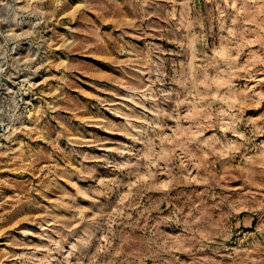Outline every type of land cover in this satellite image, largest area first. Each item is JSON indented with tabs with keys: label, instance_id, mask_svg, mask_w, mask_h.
Returning <instances> with one entry per match:
<instances>
[{
	"label": "rangeland",
	"instance_id": "1",
	"mask_svg": "<svg viewBox=\"0 0 264 264\" xmlns=\"http://www.w3.org/2000/svg\"><path fill=\"white\" fill-rule=\"evenodd\" d=\"M0 264H264V0H0Z\"/></svg>",
	"mask_w": 264,
	"mask_h": 264
}]
</instances>
